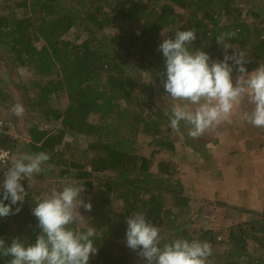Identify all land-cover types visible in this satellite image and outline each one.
Returning <instances> with one entry per match:
<instances>
[{"label": "trees", "instance_id": "16d2710c", "mask_svg": "<svg viewBox=\"0 0 264 264\" xmlns=\"http://www.w3.org/2000/svg\"><path fill=\"white\" fill-rule=\"evenodd\" d=\"M142 1L0 0V51L7 54L15 68L29 67L41 76L27 103L45 121L61 123L53 132L49 127L37 132L40 136L33 134L32 151L49 153L47 167H58L62 179H71L73 184L88 189L97 205L112 208L115 199L122 201V209L114 216L123 220L126 230V220L134 212H142L166 236L164 242L177 238L210 242L211 264H264V212L253 213L244 224L230 226L231 232L224 239L205 226L202 234H191V227H184L186 221L182 219L192 215L194 200L185 195L179 166L174 161L159 160L157 173L151 171L158 153L172 155L178 151L171 128L162 127L170 124L165 112L171 108L162 83L166 65L159 45L164 39L174 38L178 31L195 28L197 39L189 48L202 49L211 60L223 61L225 51L216 38L236 31V37L226 43L247 51L245 67L251 73L264 63V36L251 20L261 15L247 10L248 21L241 20L242 14L233 10L230 0H147V7L141 5ZM177 8L188 15L177 12ZM78 22L87 36L74 44L66 38ZM106 28L116 30L107 41L101 40ZM40 42L44 45L39 48ZM233 52V48L227 50L229 56ZM131 60L136 63L132 65ZM229 64L233 66L232 77L240 75L238 66L231 60ZM54 76L43 82V78ZM148 80L157 90L143 91L142 82ZM138 89L144 92L142 100L135 98ZM63 92L67 102L55 104ZM156 98L166 108L159 106ZM146 107L150 108L147 114ZM94 116L97 122L91 119ZM140 136L148 137L150 157L137 152ZM0 144L11 152L16 150V142L5 134L0 136ZM189 148L187 144L186 151ZM80 149L84 162L77 158ZM22 184L27 191L29 184ZM39 195L28 190L23 203L12 206L13 212L21 208L18 214L0 217V239L6 245L15 238L26 245L34 244L42 233L32 214ZM70 227L87 230L79 222ZM112 237L105 229L96 230L92 239L98 251L89 264H138V256ZM10 259L0 256V264H8Z\"/></svg>", "mask_w": 264, "mask_h": 264}, {"label": "clouds", "instance_id": "9594fccd", "mask_svg": "<svg viewBox=\"0 0 264 264\" xmlns=\"http://www.w3.org/2000/svg\"><path fill=\"white\" fill-rule=\"evenodd\" d=\"M236 31L221 33L217 43L225 51L224 60H211L202 49L189 48L197 39V30H182L174 38L164 39L159 45L165 58L166 71L161 74L167 96L174 102L169 117L173 130H179L181 122L189 126L188 135L200 138L207 130L222 122L231 120L236 109L245 98L254 105L252 111L245 112L243 118L257 128H264V63L248 72L247 51L240 50L226 40L235 38ZM229 48H235L231 56ZM240 73L233 83V66ZM23 103L17 102L11 112L17 117L25 114ZM50 160L46 152L22 153L13 157L11 167L5 173L3 199L0 200V217L18 214L20 207L13 212V205L25 200V187L21 183L27 179L32 187L34 174L45 171ZM84 186L69 184L61 189L53 188L50 195L38 200L32 208V214L38 219L42 233L34 244L26 245L15 238L6 245L0 239V256L11 257L8 264H89L92 254L97 253L93 237L96 228L86 231L70 227L84 220L80 208L91 211V202L85 203L81 197ZM5 204L4 201H9ZM126 245L147 261V264H211L209 259L213 248L208 241L177 238L164 242L159 227L146 219V214L134 212L126 220Z\"/></svg>", "mask_w": 264, "mask_h": 264}, {"label": "rangeland", "instance_id": "374dc122", "mask_svg": "<svg viewBox=\"0 0 264 264\" xmlns=\"http://www.w3.org/2000/svg\"><path fill=\"white\" fill-rule=\"evenodd\" d=\"M225 1H229V0H225ZM230 1L233 2V5H232L233 10H236L237 12H240L242 14L240 18L241 20L248 21V18L246 16L247 10L256 11L261 15L260 18H255L254 20L251 17V20L253 21L252 26L255 27V29L258 30V32L262 36H264V0H230ZM147 4H148L147 0H143L141 3V5L145 7H147ZM71 5L76 9V11L78 10L80 12V10L78 9L76 5L74 4H71ZM176 11L182 12L183 14L188 15L186 11H182L179 8H177ZM236 18L238 17L237 16L235 17L234 15V19ZM224 20L226 19L224 18ZM222 22L225 23L226 21H222ZM82 26L83 25L80 22H78L76 26L73 28V30L71 31V33L68 35L66 40H70L74 44H80L81 42H83L87 36V32ZM115 31L116 30L114 29L106 28L104 30V33H102L101 40L102 39L105 41L109 40V36H112V34H114ZM165 33H166L165 37H167V32L165 31ZM37 45L40 48L44 45V43L40 42V43H37ZM234 47L239 48L238 46H234ZM233 50L235 51L236 49L233 48ZM6 56H7L6 53L3 54V52L0 51V105H1V114L3 118L10 119L12 116L11 108L14 105V102L23 103V105L25 106L28 101L27 98L30 96L32 98L34 96V92L32 91L34 90L33 89L34 83L41 80V76L35 75L34 70L29 67H24V68L16 67L15 68L12 61H10ZM130 63L134 65L136 62L135 60H131ZM238 76L233 78L234 84ZM142 78H144V76ZM52 79H55V76L51 78L50 77L43 78V82L44 81L48 82L49 80H52ZM142 85H143L142 86L143 89H145L143 90L144 92L148 91L151 93L152 89L157 90L156 85L154 84V82H151V80L142 82ZM30 86H31V90L28 89ZM143 91L141 89H138V91L135 93L136 95L135 98L142 100L144 97V95H142V93H144ZM6 93L9 95V97H7ZM166 99L164 100H166V102L168 101L167 103L169 104L171 108L174 102L171 101L169 96ZM66 100H67L66 95L63 92L61 95H59L58 98L55 99L54 103L64 104L67 102ZM155 100L158 102L159 106H161L162 108H166L161 100L157 98ZM244 101H245V105L248 107V110L252 111L254 105L249 103L247 98H245ZM243 105L244 104L241 103L240 106L244 107ZM240 106L236 109L235 114H233L235 117V120H237L239 117L238 113L242 112V110H240ZM145 109H146V114H147L148 110L150 111V108L146 107ZM25 114H28V113H25ZM91 119L94 122L98 121L97 116L96 117L94 116ZM162 127L163 129H166L168 127L171 128L172 130L171 137L173 138L174 141H176V144L178 145V151L182 150L183 152H185L187 144L190 146L191 150H194V147L195 146L198 147V144L200 143L199 142L200 138L193 139L188 135L189 127L187 125L184 126L183 122H181L179 130H173L169 123L164 124ZM147 142H148V137L140 136L137 140L136 148L139 154H142L146 157H150L152 150L147 145ZM12 152L15 153V151H12ZM76 154H78L77 156L78 160L81 162H84L85 159L82 156L81 149L79 150V153L77 152ZM194 154L198 155V150H194ZM170 155L171 154L168 152L158 153L156 155L154 165L151 171L155 174L157 173L156 165L159 160L173 161L175 156L171 155L170 157ZM258 166L259 165L256 164V167ZM241 171H245V168L241 167V169L239 170V173H238L239 178L246 177L244 172L243 174H241ZM57 176L58 175L56 174L55 178L54 179L51 178V180H49L48 183L46 182L39 183V180H37V178L34 176L32 180V187L27 186V188L29 191H32L33 193H40L38 198L39 200H42L48 196V191L51 193V190L53 188L61 189L64 186L73 184L71 179L65 178V179L60 180L61 177L59 178ZM105 176L106 174H103V177ZM177 178H179V176L175 177L176 180H178ZM182 180L186 187L187 186L189 187L197 183L196 180L192 179V177L189 178V176H185V178ZM55 181H57V183H55ZM246 187L251 190L252 194H254L253 187H248V186ZM84 189L85 190L81 193V197L85 201V203L91 202L93 207L91 211H86L83 207L80 208L81 215L84 217V220L79 221L80 226L86 229L88 227L96 228L97 233L100 230L105 229L107 230V232H110V235L113 236L112 238L116 242L119 239L122 243L126 244V232L124 231L125 227H124V224L122 223L123 220L121 218H116L114 216L116 212L122 209L123 202L115 199V201L111 205L112 208L111 207L109 208L108 206L101 207L95 203L93 196L91 197V194L87 193L88 189H86L85 187ZM28 190L26 191V193L28 192ZM188 190L191 191V188H189ZM185 191L187 194H189L187 190ZM229 191H235V189H229ZM250 199L254 200V198H250ZM259 201H261V198H259ZM240 202H242V200ZM247 205H250V204H247ZM260 205L261 206L259 207L260 209L258 211H252L246 208L245 206H243V208L247 210L246 214L243 210L238 211L235 209L222 210V213H220L219 209L216 208L217 202L214 201L213 198L211 197V198H207L206 202H201V204H199V202L196 205L192 204L193 206V211L191 213L192 215L190 217H184V219H182V222L186 221L185 222L186 226L184 225V227H188V228L191 227L190 229L191 234H194V233L202 234L205 228H207L211 230L213 233H215L216 237H218L219 239H224V238H227L229 233L231 232L230 226H234V225L236 226V225L244 224L247 221H250L252 219L251 217L253 216L252 215L253 213L263 214L264 197L262 201L260 202ZM126 249L128 250L129 253H132L133 255L138 256L137 259L135 258L138 264H147V261L138 255V251H134L130 249L129 247H127ZM91 256H94V255L92 254Z\"/></svg>", "mask_w": 264, "mask_h": 264}, {"label": "crops", "instance_id": "0c3cea01", "mask_svg": "<svg viewBox=\"0 0 264 264\" xmlns=\"http://www.w3.org/2000/svg\"><path fill=\"white\" fill-rule=\"evenodd\" d=\"M242 104L244 107L240 106L242 112L238 113L237 120L233 115L230 122H222L200 137L198 147H194V150H198V155L190 148L185 152L179 150L172 154L175 156L173 161L179 166L181 180L189 176L197 181L196 184L186 187L182 180L185 190L189 192L187 194L185 191V195L193 199L195 205L198 202L199 204L206 202L207 198L212 197L217 202L216 208L220 213L222 210L235 209L243 210L246 214L247 210L243 206L252 211L260 209V202L264 197V128H257L243 118L245 112L251 111L248 110L245 101ZM25 109V113L28 114L22 117L11 113V118L6 119L1 114L8 125L5 135L16 142L13 157H18L22 153H33L31 148L33 134L38 136L37 132H44L49 127L50 132H53L61 124L45 121L39 111L37 112L34 106L30 107L29 103L25 105ZM35 126L40 127L33 130ZM66 141L70 142V139ZM256 164L259 166L256 167ZM241 167L245 168L241 174L244 172L246 177L239 178ZM59 170L58 167L53 165L47 167L46 164L44 173L34 176L40 182L48 183L56 174L60 178ZM246 186L253 187L254 194ZM189 188L191 191L188 190ZM48 195H50L49 191Z\"/></svg>", "mask_w": 264, "mask_h": 264}, {"label": "built area", "instance_id": "2783aa9c", "mask_svg": "<svg viewBox=\"0 0 264 264\" xmlns=\"http://www.w3.org/2000/svg\"><path fill=\"white\" fill-rule=\"evenodd\" d=\"M1 108V107H0ZM8 125L2 119L1 110H0V136L5 134ZM13 152L8 149H5L0 144V183H3L5 180V173L11 167V158H13ZM21 183L29 184L27 179L21 181Z\"/></svg>", "mask_w": 264, "mask_h": 264}]
</instances>
